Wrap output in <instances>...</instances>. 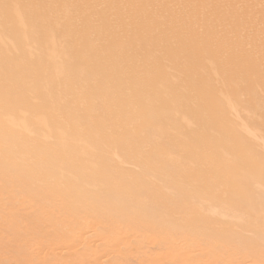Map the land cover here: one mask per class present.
Instances as JSON below:
<instances>
[{
    "label": "rangeland",
    "instance_id": "rangeland-1",
    "mask_svg": "<svg viewBox=\"0 0 264 264\" xmlns=\"http://www.w3.org/2000/svg\"><path fill=\"white\" fill-rule=\"evenodd\" d=\"M261 256L264 0H0V264Z\"/></svg>",
    "mask_w": 264,
    "mask_h": 264
},
{
    "label": "bare ground",
    "instance_id": "bare-ground-1",
    "mask_svg": "<svg viewBox=\"0 0 264 264\" xmlns=\"http://www.w3.org/2000/svg\"><path fill=\"white\" fill-rule=\"evenodd\" d=\"M214 126H215V125H214ZM212 127H213V126H212ZM78 200H79V199H78ZM78 202H79L80 205H82V203H80V202H81L80 200H79ZM9 203L11 204V202H9ZM74 203H75V202H74ZM76 203H77V202H76ZM6 204H8V202H7ZM10 204H8V205H10ZM52 216H53V215H52ZM55 217H56V216H54L53 218H55ZM57 218H60V216H57ZM57 218H56V219H57ZM255 224H256V223H255ZM255 224H254V225H255ZM252 225H253V224H252ZM255 226H258V225L256 224ZM260 227H261V226H260ZM260 227L257 228V229L260 230ZM91 228L93 229V227H91ZM91 228L88 227L87 230L90 229V232L92 231V232H94V234H95L97 231L94 230L95 228H94L93 230H91ZM254 229H256V228H254ZM87 230H86V231H87ZM227 230H228V229H227ZM231 230H232V229H231ZM251 230H252V229H251ZM207 231H208V230H207ZM254 231H256V230H254ZM92 232H91V233H92ZM223 232L226 233L225 231H223ZM223 232H222V233H223ZM234 232H236V231H234ZM257 232H258V231H257ZM85 233H86V232H85ZM91 233H90V234H91ZM97 233H98V232H97ZM97 233H96V234H97ZM204 233H207V232L204 230ZM88 234H89V233H88ZM207 234H208V233H207ZM209 234H210V232H209ZM233 234H237V233H233ZM92 235H93V233H92ZM92 235H90V236H92ZM189 235H190V234H189ZM229 235H230V234H229ZM218 236H220V235H218ZM232 236H233V235H232ZM247 236H248V235H247ZM188 237H189V236H188ZM191 237H193V236L191 235ZM216 237H217V236H216ZM220 238H221V237H220ZM217 239H219V238H217ZM103 241H104V240H103ZM103 241H102V242H103ZM257 241H258V240H257ZM104 242H105V241H104ZM104 242H103V244H104ZM253 243H254V241H253ZM63 244H64V243H63ZM196 245H197V243H196ZM227 245H228V244H227ZM254 245H255V244H254ZM197 246H198V245H197ZM219 246H220V250L223 249V250L226 251V249H228V247H225V245H219ZM252 246H253V245H252ZM180 247L182 248V246H180ZM253 247H254V246H253ZM223 250H222V252H225V251H223ZM180 252H181V251H180ZM225 253H226V252H225ZM240 254H241V253H240ZM240 254H238L237 256H239ZM239 257H240V256H239ZM241 257H242V256H241ZM238 260H240V259L238 258L237 261H238ZM196 261H197L198 264H202L201 262H203V264H204L206 260H204V261H202V260H201V261L196 260ZM196 261H195V262H196ZM198 261H199L200 263H199ZM240 261H241L240 264H258V263L261 264V263H264V256H261V257L259 258V262H253V261H251V260H248L247 257L243 258V259L240 260ZM240 261H239V262H240ZM156 264H159V263H156ZM182 264H183V263H182ZM195 264H196V263H195ZM205 264H206V263H205Z\"/></svg>",
    "mask_w": 264,
    "mask_h": 264
}]
</instances>
